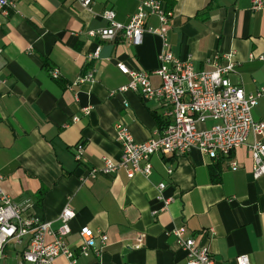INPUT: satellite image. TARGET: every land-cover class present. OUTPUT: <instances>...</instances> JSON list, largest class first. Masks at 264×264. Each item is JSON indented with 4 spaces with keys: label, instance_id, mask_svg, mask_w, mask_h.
<instances>
[{
    "label": "crops",
    "instance_id": "crops-1",
    "mask_svg": "<svg viewBox=\"0 0 264 264\" xmlns=\"http://www.w3.org/2000/svg\"><path fill=\"white\" fill-rule=\"evenodd\" d=\"M9 1L13 7L0 10V186L23 208L21 216L57 227L69 204L75 216L65 241L77 264H187L172 234L179 226L209 248L216 264H236L239 255L264 264V175L253 178L246 145L222 160L197 148L183 156L153 154L149 175L128 178L119 170L86 178L102 166V157L120 158L117 125L138 142L161 128L155 101L120 92L130 77L118 67L145 70L158 86L153 71L161 39L145 32L134 45L120 35L88 34L108 24L104 10L126 23L144 0H91L88 7L77 0ZM163 1L171 12L167 44L176 57L190 56L196 70H213L215 56L232 53L231 82L246 93L264 87V7L252 10L251 0ZM147 24L159 26L155 16ZM53 68L59 73L54 79ZM91 69L94 82L76 83ZM252 115L264 121V95ZM77 143L84 146L81 161L73 156ZM159 183L165 184L162 197L171 198L164 209L155 197ZM85 225L109 235L99 256L79 254L78 230ZM24 246L9 242L1 264H15ZM54 263L69 264L63 256Z\"/></svg>",
    "mask_w": 264,
    "mask_h": 264
},
{
    "label": "built area",
    "instance_id": "built-area-1",
    "mask_svg": "<svg viewBox=\"0 0 264 264\" xmlns=\"http://www.w3.org/2000/svg\"><path fill=\"white\" fill-rule=\"evenodd\" d=\"M77 1L85 7L91 3V0ZM10 7H13L11 1L0 0V10L4 13ZM262 7L264 0H251L252 10ZM101 15L108 24L88 31L89 35L100 39H114L120 35L134 45L140 43L145 32L153 33L161 39L158 67L153 71L159 76L160 84L152 86L145 70L129 69L118 64L119 69L130 77L128 83L119 90L135 91L144 100L155 101L165 124L142 142L135 141L125 125H117L115 133L121 149L120 158L114 160L102 157V166L91 169L87 179L95 178L98 173L107 174L119 170L125 171L128 178L137 173L149 175V159L153 154L183 156L197 148L215 160L228 157L243 145H246L252 158L253 178L258 179L264 175V121H255L252 115L258 99L264 95V87L246 93L240 85L231 82L229 74L234 73L236 68L232 53L222 58L215 56L213 70H196L190 56L184 60L176 57L167 44V24L171 12L165 10L163 0L141 1L126 23L117 21L111 9L104 10ZM149 16L158 19V27L147 24ZM92 56H98V49ZM260 59L264 60V56ZM49 73L53 79L59 74L54 68ZM94 80V70L91 69L78 77L76 83H92ZM82 111L88 113L89 107H84ZM73 120L77 121L78 117L74 116ZM251 135L254 138L249 140ZM72 147L74 159L81 161L83 144L77 143ZM236 166V163H231V169H237ZM166 170L168 174L172 172L171 169ZM164 188L165 184L159 183V192L155 196L162 202L163 209L171 201V198L162 197L161 191ZM22 212L23 208L14 203L0 186V264L9 242L25 245L15 264H55V259L60 256L65 257L69 264H77L74 251L65 241L71 233L70 221L75 216L69 204L59 213L60 226L57 227H53L47 220L23 217ZM78 234V251L84 256L91 250L99 256L110 240L106 232L95 231L86 225L80 226ZM172 234L177 246L185 253L187 264H216L209 248L192 236H187L184 226L175 227ZM235 262L251 264L247 255H239Z\"/></svg>",
    "mask_w": 264,
    "mask_h": 264
},
{
    "label": "trees",
    "instance_id": "trees-1",
    "mask_svg": "<svg viewBox=\"0 0 264 264\" xmlns=\"http://www.w3.org/2000/svg\"><path fill=\"white\" fill-rule=\"evenodd\" d=\"M159 122H160V124H161L160 126H161V128H162V127L164 126V124H165V123H164V120H163V119L161 120V118H159ZM161 128H160V129H161ZM222 159H223V158H219V160H222ZM212 174H213V177H216V176H217V174H216L214 171H212Z\"/></svg>",
    "mask_w": 264,
    "mask_h": 264
}]
</instances>
